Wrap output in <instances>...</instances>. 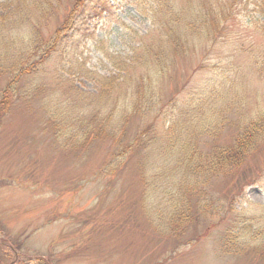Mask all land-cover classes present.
<instances>
[{"label": "rangeland", "instance_id": "374dc122", "mask_svg": "<svg viewBox=\"0 0 264 264\" xmlns=\"http://www.w3.org/2000/svg\"><path fill=\"white\" fill-rule=\"evenodd\" d=\"M50 1L61 4V15L54 16L59 11L48 7L49 2H34L32 12L25 11L31 12L29 22L22 24L19 18L3 23L10 29L8 36L26 33L27 41L32 35L50 46L76 0ZM156 1L160 5L153 0H86L80 11L95 16L88 22L95 40L84 46L78 45L76 35L57 37L67 53L69 72L68 58L86 62L104 76H115L120 68L114 56L125 60L132 55L131 67L122 72H129L128 88L131 76L136 79V73L146 70L137 48L138 32L149 31L147 43L170 44L164 51L174 65L153 81L152 87L159 90L150 89L153 97L143 101L142 115L131 117L121 141L109 135L83 145L75 135V121L72 125L71 118L53 112L50 118L43 106L65 107L66 112L79 109L69 89L49 86L30 100L24 98L30 85L19 84L23 96L0 107V264H46V260L52 264H264V244L254 241L256 234H264V206H260L264 185L246 184L257 169L264 173V140L233 172L208 175L204 195L187 193L177 157L171 161L173 152H159L160 136L170 134V129L176 133L164 142L177 150L183 146L175 121L181 125L189 118V128L206 132L212 123L210 114L227 112L215 122L223 131L199 139L197 152L205 155L219 153L235 135L240 136L239 126L230 124H238L236 112L245 114L242 124L247 126L264 115V18L254 12L256 0ZM172 6L179 13H170ZM8 11L6 7L0 13ZM164 13L170 14L168 24ZM6 15L10 17L11 10ZM0 30H5L1 23ZM200 31L206 36L198 37ZM182 32L191 34L185 45ZM24 46L18 45L14 54L25 51ZM103 49L112 55L109 62ZM7 73L0 74V98L15 78L14 72ZM64 76L85 95L95 94L100 86L94 74ZM225 78L228 88L223 90ZM51 91L53 100L48 104L43 95ZM56 100L59 106H54ZM236 103L243 106L237 109ZM91 109L95 114L83 123L97 127L103 115L96 103L81 111L85 117ZM58 120L59 127L66 122L72 127L70 141L65 142L62 128L60 135L53 130ZM141 131L143 141L127 148ZM124 150L122 157L117 155ZM162 184L181 210L175 217L170 218L172 209L159 192ZM241 187L243 194L236 198Z\"/></svg>", "mask_w": 264, "mask_h": 264}, {"label": "trees", "instance_id": "16d2710c", "mask_svg": "<svg viewBox=\"0 0 264 264\" xmlns=\"http://www.w3.org/2000/svg\"><path fill=\"white\" fill-rule=\"evenodd\" d=\"M59 1L62 2V0ZM101 1V3H103L107 0ZM34 2H49L48 7L55 8L56 11H59L61 9V4L52 3L50 0H0V12L6 7L9 8V11L11 10L12 12V15L10 17L6 15V13H8L9 11L0 13V23L5 28V30H0V74H8L7 72L15 73V78H13L12 81L7 84V88H5L3 94H1L0 107L7 102L13 101V99H15L16 97L21 98L23 96L22 94L24 93H22L21 89L24 88L19 84L30 85V87H28L26 90V93L29 92V95L27 97H24L30 100L32 99L30 97H32L33 95H37V93L41 90H46V88L49 86L60 90L69 89L71 93H73V95L76 97L78 104L77 107L79 109L75 110L73 109V107H71V110L66 112L64 110L65 107H63L62 109L54 108V110H51L49 108H45L42 105L43 109L46 110L49 117L53 118L52 115L53 113H55L65 116L66 119L71 118L70 121L72 125H74L75 121V126L73 127L74 129H76L75 135L79 136V142H81V144L83 145L89 143L91 139L98 137H109V135L113 138H119L120 140L118 141H121L123 139L122 136L125 133V128L131 120V117H138L141 113L143 114V101H145L148 97H153L152 94L154 92L150 89L159 90L152 87L153 81L157 82V80L161 77V72L163 74L165 72V69L168 71L169 68L174 65L173 58L169 57L168 50L164 51V49L169 48L170 44L161 45L159 43V45H157L154 40L150 41V43H147L146 39L150 38L148 37L149 31L143 34H139L138 32V35L141 37L142 44L140 43L137 48L141 52V64L145 67L146 70H144L145 72L141 71L139 73H136V79L133 78L134 76H131L129 88L125 85L126 81L128 80L129 72L124 75H122V72L124 70H128L131 67L128 59L132 55L128 56L125 60H121V56L118 54L114 56L113 61L116 64L115 66H119L120 68L118 75L115 76H104L97 72L98 70L87 66L86 62H74L71 59L70 61H68V58V60L66 59V62H70L72 64L71 71L69 72L68 70H65L67 69L65 67V57H67V53L65 50L61 49L60 45H58L57 37L61 35V37L65 38L69 35H76L79 38L78 45L83 42V45L86 46L88 44V40H95L94 31H88V29H90V27H88V22L90 20H94L95 16H90L91 14H89L87 11L86 13H84V11H80V8L86 7V0H76L73 6V10L70 12L69 16L65 20L61 21V26L56 29L54 41L50 46L47 44L43 45L42 38L40 37L33 39L32 35L31 39L27 41L26 33H20L16 37H9L8 35H10V29L5 27L3 23L15 22L19 18H22V24L29 22V14L31 15ZM153 2L160 5V1L158 2L156 0H153ZM237 2H239V0H237L236 3ZM90 3H88L87 6H89ZM153 6L154 5H152L151 7ZM172 7V11H169L170 13H179L176 9V6ZM27 10L31 12L25 13V11ZM60 11L54 16L61 15ZM104 11L105 8H103L98 14H96V16L101 15ZM254 12L259 14V17L262 16L264 18V0H256L254 5ZM208 13H210V11ZM169 15V13H164V23L168 24L169 21H171ZM225 19H227V17H225ZM206 24L208 23L206 22ZM195 27L199 29V25ZM84 31H87L86 35L84 34ZM176 34L177 33L175 32L174 35ZM205 34V31H200L198 37H204L206 36ZM190 35V33L188 34L186 32H182L179 34V36L182 37V43L184 45V41L187 38L189 41ZM82 36L83 38H81ZM192 38L190 39V42ZM165 39L166 41H169L167 38ZM175 39L176 38H174L173 40ZM179 39L180 38L178 37L177 46H179ZM23 43L25 44V51L21 50L20 53L14 54L16 47L19 45L21 48ZM161 46H163L162 49H160ZM73 52L76 53L75 50ZM103 54L106 57L107 62H109L112 55H110L109 52L105 49H103ZM139 66L137 65L136 69ZM70 74H82L86 76H89V74H94L95 76L100 78V86L96 90L95 94L88 93V95H85V93H83L81 90H77V88L74 86L76 83H74L73 79L71 80L64 76ZM18 80L22 81L18 82ZM226 80L227 79L225 78L222 81L224 82L222 85L223 90L228 88V81ZM201 92L203 93V91ZM37 97L38 96H36L35 98ZM43 97L44 100L49 104L53 100L52 91L50 93L46 92ZM81 101H86L87 104H83L84 102L82 103ZM95 103L99 113L103 115V121H97L99 123L97 127L90 123H83L84 119H86L90 114H95V112H93L91 109L86 113L87 115L84 117V111H81V109L90 108ZM58 104H60V102L56 100L54 102V106H59ZM236 105L237 109L243 106L242 103H236ZM74 111H77V113H75ZM225 113L227 112H225L224 110H218L216 114H210L212 123L209 125L208 129L205 128L206 132H203L204 129L201 128L200 130H192L191 128H189L187 126V123H191V120L189 118L185 121H182L183 123L181 125L179 121H175V128L179 133V137H184L183 146L179 148V150H177V148H174L173 144L170 145L169 143L164 142V139H173V135H171V133H176V131L170 129V134L165 133L164 135L160 136V138L162 137V142L159 146V152H161V154H169L173 152L171 155H169L171 161H173L174 157H177V167L181 169L182 177L188 184L185 187L187 193H191L194 195H202L203 193L204 195V186L208 180V175L211 176L212 173L219 175L229 174L233 172V170L239 167V165L248 156L254 153L255 148L259 144H262L261 141L264 140V115H262L260 119L247 126L248 123L245 125L242 124L245 114L238 115L236 112V115L238 117V124L236 123V121H233L230 124L235 127L237 125L239 126L237 135L240 136L236 137L235 135L232 143L230 144L233 146L229 145L228 147H222L219 149V153L209 154V151L205 155L198 153L197 144H200L199 139H201V136L206 135V137H208L223 131L218 130V123L215 124V122L217 120H221L220 116ZM59 121L60 120L56 121L55 124L57 128L53 130H55L56 133L60 135L61 133L58 132V128H62L59 131L65 132V142H68L72 137V127H69L67 122L64 127H59ZM178 125L179 129H177ZM143 138L144 134H142L141 131V133L138 134L129 143L127 148L130 146L131 148L135 147L138 142L143 141ZM125 153L126 150H124L121 154L118 153L117 155L122 157ZM197 154H200V156H197ZM166 164L167 166L171 165V163L167 161ZM262 169L263 168L257 169L255 171V175H253L246 184L249 185L255 183L258 185H264V173L263 171H261ZM202 184L204 185L202 186ZM159 192L162 196L165 197L166 207L172 209V213L170 212V218L175 217V215H177L181 210L176 208L178 206L175 205V203L173 204L170 194L168 190L165 189V186L163 184L159 187ZM241 194H243L242 187L236 194V198ZM168 202H170L171 204L168 205ZM206 206L208 205H204V208H206ZM260 206H264V204ZM185 208L186 207L184 206V209ZM240 209L242 210L243 207L241 206ZM261 219L264 220V216H262ZM260 225H262V222L260 223ZM254 241L255 244L259 246L263 245L264 234H256L254 237ZM45 263L52 264L50 260H46Z\"/></svg>", "mask_w": 264, "mask_h": 264}]
</instances>
